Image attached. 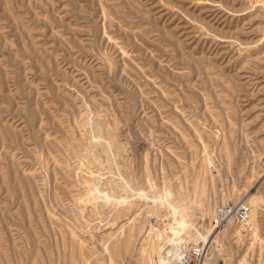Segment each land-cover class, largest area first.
Returning <instances> with one entry per match:
<instances>
[{
    "label": "rangeland",
    "instance_id": "rangeland-1",
    "mask_svg": "<svg viewBox=\"0 0 264 264\" xmlns=\"http://www.w3.org/2000/svg\"><path fill=\"white\" fill-rule=\"evenodd\" d=\"M239 201L252 235H207ZM197 232L264 264V0H0V264H163Z\"/></svg>",
    "mask_w": 264,
    "mask_h": 264
},
{
    "label": "built area",
    "instance_id": "built-area-1",
    "mask_svg": "<svg viewBox=\"0 0 264 264\" xmlns=\"http://www.w3.org/2000/svg\"><path fill=\"white\" fill-rule=\"evenodd\" d=\"M233 204L223 205L217 208L216 214L211 220L212 227L221 229L227 227H235L246 223L250 218V206L246 203L241 205L239 210H235ZM239 207V206H238ZM182 251L176 260H173L169 255L163 259V264H205L208 253L203 245L198 243L182 242Z\"/></svg>",
    "mask_w": 264,
    "mask_h": 264
},
{
    "label": "bare ground",
    "instance_id": "bare-ground-1",
    "mask_svg": "<svg viewBox=\"0 0 264 264\" xmlns=\"http://www.w3.org/2000/svg\"><path fill=\"white\" fill-rule=\"evenodd\" d=\"M243 203H246L247 205H249L251 208H250V218H249V220L246 222V223H244V224H240L241 226H239V225H237V226H235V227H237V228H239V229H237V235L236 236H239V238H240V236H241V234H242V232L243 231H247V229H250V231H251V235H252V231H253V229H252V225H251V215H252V212H253V208H252V206H251V204L250 203H248V202H246V201H239V202H237V203H235V204H233V206H237V207H235V210H239L240 208H241V205L243 204ZM228 205H231L232 203H227ZM223 205H226V204H222L221 206H223ZM221 206H219V207H221ZM239 206V207H238ZM216 212H217V209H215V213L214 214H216ZM179 215V214H178ZM182 220V219H181ZM185 225V224H184ZM170 228V227H169ZM172 228V227H171ZM170 228V229H171ZM174 228V227H173ZM226 228H221V229H217V228H213V227H211L210 228V230L208 231V233H207V235L210 233V232H213L214 230H217L219 233L221 232V230L222 231H224ZM175 230V229H174ZM173 229L171 230L172 232L171 233H173V236L172 237H179L181 234H183V233H178L177 232V230H175L174 231ZM183 230H184V228H183ZM243 230V231H242ZM185 231V230H184ZM240 231H241V233H240ZM185 233V232H184ZM172 237H170L171 239H172ZM199 239V238H201L200 240H198V241H195V242H189V241H193L192 239H187V237H186V239H183V238H181L180 240L178 239H176L177 241L172 245V246H170V248H168L171 252L173 251V253L175 254V255H177V258H178V256L181 254V251H182V242H184V243H198V244H200V245H203L204 247H205V249L207 250V248H208V252L210 251V248H212L211 246H212V243H210L209 242V244H208V236H206V237H204L201 233H199V232H197V237L195 238V239ZM216 238V237H215ZM214 238V239H215ZM218 252V251H217ZM219 254V253H218ZM165 256H167V255H169V251L167 250V254L165 253L164 254ZM217 255V254H216ZM214 258L215 257H213V256H207L206 257V263L205 264H214ZM176 260V259H175ZM244 263H246L247 264V262H246V258L244 259V257L242 258V259H240L239 260V264H244Z\"/></svg>",
    "mask_w": 264,
    "mask_h": 264
}]
</instances>
